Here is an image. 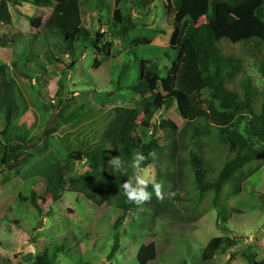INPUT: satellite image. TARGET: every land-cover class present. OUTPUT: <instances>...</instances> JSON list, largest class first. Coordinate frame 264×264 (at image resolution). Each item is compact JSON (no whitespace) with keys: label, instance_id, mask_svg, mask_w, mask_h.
<instances>
[{"label":"rangeland","instance_id":"obj_1","mask_svg":"<svg viewBox=\"0 0 264 264\" xmlns=\"http://www.w3.org/2000/svg\"><path fill=\"white\" fill-rule=\"evenodd\" d=\"M166 2L156 0L147 9H131L133 17L138 16L136 22L139 26L128 35L115 38L111 28L102 32L112 20V0H105L101 4L103 10L99 11L98 0H82L83 26L89 30L90 37L106 33L105 42L114 46L112 57L98 56L99 68H94L97 55L88 40L77 42L75 54L71 57L60 51L54 39L52 42L43 41V23L50 10L24 4L19 15L12 10V26H1L0 66L9 68L27 99L30 112L21 119V127L32 131L34 141L29 152L34 160L23 170L21 177L8 185H3L7 169L0 161V264H33L36 255L55 241H66L72 259L60 257L58 264H139L137 254L140 247L152 242L157 245L158 256L157 262L150 264H200L204 249L216 237L231 238L238 246L225 254H218L211 264H249L248 259L253 261L252 264H264V167L254 172L257 165L233 178L224 191L223 204L218 208L194 210L188 205L174 206L168 208L164 216L156 215L153 219V213L149 211L147 219L141 215L137 221L130 215L117 237L115 225L123 213L109 205L95 206L69 190L63 192L59 202L49 201L43 207V213H39L30 201L34 187L38 196L44 197V184L40 181L59 169L65 158L77 156L102 138L114 117L115 108L138 107L140 94L126 88L139 82L142 60H150L157 66L162 80L177 73L176 57L168 50L175 14L165 12ZM37 16H41L43 23L31 21L39 18ZM143 39L151 40L152 45L134 44ZM223 46L230 44L224 41ZM50 48L61 64L53 62L45 53ZM234 56L242 61L252 91L259 97L264 88L259 64L241 45L235 47ZM37 62L45 67H39ZM72 62L75 65L71 67ZM232 86L238 89L235 81ZM59 90H62L61 101L56 97ZM160 92L165 93L162 87ZM83 104L89 106L85 107L82 119L62 125L56 133L49 132L62 121L60 113L68 116ZM43 106L47 109L44 110ZM164 119L171 120L181 130L187 126L174 106L157 113L150 130L137 132L145 143L155 134L160 156L157 162L142 168V175L148 181L144 190L153 182H164L171 176L180 195L191 194L190 168L185 163L183 166L178 163L181 153L179 138L159 129ZM243 128L244 125L240 132ZM200 133L202 136L198 137L197 145L204 152L207 178L211 180L217 178L235 152L217 144L213 137L203 136L202 131ZM184 145L188 149V138ZM74 167L77 174L88 170L82 162H76ZM132 183L135 184L134 178ZM239 184L241 193L235 194L234 189ZM115 243L118 252L110 257Z\"/></svg>","mask_w":264,"mask_h":264},{"label":"trees","instance_id":"obj_2","mask_svg":"<svg viewBox=\"0 0 264 264\" xmlns=\"http://www.w3.org/2000/svg\"><path fill=\"white\" fill-rule=\"evenodd\" d=\"M98 1L100 5L97 11L103 10L101 4L105 0ZM154 2L156 0H114L113 16L107 30L111 28L115 38L128 35L139 26L130 7L147 9ZM24 4L40 10H50L44 23L41 16L31 21L43 23V41L52 42L54 39L60 51L67 56H74L77 42L88 40L97 55L94 68L101 66L98 56L112 57L114 46L111 42H105L106 33L90 37L89 30L83 26L82 0H0V31L2 25H13L12 10L19 15V9ZM165 12L168 15L172 12L175 14L174 31L168 50L176 57L177 73L162 80L157 66L150 60L141 61L139 82L126 88L140 94L141 102L138 107L115 108L114 117L99 141L77 156L65 158L59 169L40 181L44 184L43 198L38 196L36 187L31 190L30 201L39 213H43L42 209L49 201L59 202L63 192L69 190L95 206L109 205L122 212L123 216L115 225L117 237L130 215L137 221L141 215L146 217L149 211L153 213V219L156 215L164 216L168 213V208L174 206L188 205L194 210L203 207H208L209 210L218 208L223 204L226 187L237 174L248 169L251 171L253 165L258 166L254 172L264 167V88L261 95L256 97L251 81L243 70L242 61L234 56L238 45L250 51L259 64L264 79V0H167ZM202 20L205 22L202 23ZM224 41L230 46L224 47ZM134 44L151 46L152 41L136 40ZM40 46L44 50V46ZM45 53L53 62L62 63L51 48ZM36 65L45 67L40 62ZM74 65L72 62L71 67ZM234 81L238 89L232 86ZM160 87L165 93L160 92ZM56 97L61 101L62 90L57 92ZM88 106L89 104H83L68 116L60 113L62 121L49 132L56 133L62 125L82 119L85 107ZM174 106L186 121V128L181 130L171 120L164 119L160 122L159 129L178 136L181 144L178 163L180 166L185 163L190 168L192 193L180 195L175 180L168 176L164 182L158 181L162 184L163 200L156 197L153 184H150L145 190L151 193L149 200L129 202L122 184L127 180L132 182L134 178L135 169L131 164L136 153H142L146 157L141 164L143 169L157 162L160 157L155 134L145 143L137 132L140 129L150 130L157 113ZM43 107L44 110L47 109L46 106ZM29 112L27 99L9 68L0 66V161L7 169L3 185L21 177L23 170L34 160L29 152L34 141L32 131L21 127V119ZM243 125V131L240 132ZM200 131L205 134L203 136L213 137L217 144L235 152L217 178L211 180L207 178L204 152L197 145L198 137L202 136ZM187 138L188 149L184 145ZM153 152L154 158L149 155ZM117 157L125 161L127 175H122L120 171L113 172L110 167V161ZM76 162H82L88 170L77 174L74 167ZM234 190L235 194L241 193L240 184ZM237 246V242L231 238H213L204 249L200 264H211L218 254H225ZM117 252L118 245L115 243L110 257H114ZM70 254L66 241H55L36 255L33 264H58L60 257L71 259ZM157 256V245L152 242L140 247L137 261L139 264L155 263ZM248 260L249 264L253 263Z\"/></svg>","mask_w":264,"mask_h":264},{"label":"clouds","instance_id":"obj_3","mask_svg":"<svg viewBox=\"0 0 264 264\" xmlns=\"http://www.w3.org/2000/svg\"><path fill=\"white\" fill-rule=\"evenodd\" d=\"M153 158L155 153H150ZM146 160V157L142 153H136L134 161L131 164V167L135 169L134 180L135 184L127 180L122 184L123 191L129 202H144L151 198V193L144 190L147 186L148 181L142 175L143 169L141 164ZM110 167L113 172L120 171L122 175H127V169L125 168V161L117 157L110 161ZM143 186V187H142ZM153 188L155 195L158 199L163 200L164 196L162 193V184L153 182Z\"/></svg>","mask_w":264,"mask_h":264},{"label":"crops","instance_id":"obj_4","mask_svg":"<svg viewBox=\"0 0 264 264\" xmlns=\"http://www.w3.org/2000/svg\"><path fill=\"white\" fill-rule=\"evenodd\" d=\"M112 3L114 4V0H112ZM131 9L134 10V9H136V8H134V7H133V8H130V12H131ZM113 10H114V9H113ZM83 14H84V12H83ZM83 14H82V18H83V16H84ZM132 16H133V15H132ZM137 17H138V16H136L135 18H137ZM133 18H134V17H133ZM105 30L107 31V29H104L102 32H104Z\"/></svg>","mask_w":264,"mask_h":264},{"label":"water","instance_id":"obj_5","mask_svg":"<svg viewBox=\"0 0 264 264\" xmlns=\"http://www.w3.org/2000/svg\"><path fill=\"white\" fill-rule=\"evenodd\" d=\"M42 224L39 225V228H41Z\"/></svg>","mask_w":264,"mask_h":264}]
</instances>
